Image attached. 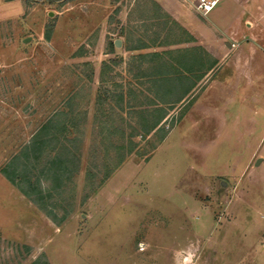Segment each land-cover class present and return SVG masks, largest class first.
<instances>
[{"label": "rangeland", "instance_id": "374dc122", "mask_svg": "<svg viewBox=\"0 0 264 264\" xmlns=\"http://www.w3.org/2000/svg\"><path fill=\"white\" fill-rule=\"evenodd\" d=\"M153 1L221 58L170 95L153 58L195 47L149 0H0V264H264V0ZM57 112L77 150L49 215L1 170Z\"/></svg>", "mask_w": 264, "mask_h": 264}, {"label": "trees", "instance_id": "16d2710c", "mask_svg": "<svg viewBox=\"0 0 264 264\" xmlns=\"http://www.w3.org/2000/svg\"><path fill=\"white\" fill-rule=\"evenodd\" d=\"M6 1L11 2L15 0ZM23 1H25L27 5L31 6L32 4L44 0ZM149 1L153 4V6H155V10L160 9L158 4L153 0ZM164 18L167 21H165L163 24L164 26L168 27L166 22L169 21V18ZM180 30L182 33H186V42L190 43L195 41L194 38L187 34V32H185L183 29ZM47 39H50V35L47 36ZM177 42L179 43V41ZM146 47V45H140L136 49H143ZM195 50L203 51L201 48L182 51V53L184 52L186 55L182 56L186 57L187 59L185 60V58H179L181 62H178L177 58L168 59L161 57V55H156L155 57L157 58H153L158 60L157 65L154 68L155 72L147 77L153 79L155 78L154 83L159 84V86L162 85V88L166 89V92H169L167 93L169 95L171 90L170 88H173L175 85H177L178 81L181 83L180 79H178L177 75L175 74V72L178 71L177 68L182 70L185 69L187 72L191 73H202L195 77L200 80L204 73H207V71L213 69V67L216 65V62L213 59L210 61V63H207V61L206 63H203V61L200 62V58L202 57L201 55H195ZM204 54L206 56L205 58H211L209 55H207V53ZM176 61L178 64H175L177 63ZM170 68L174 69L173 73L164 74L161 72L162 70ZM192 87L193 83H190V88ZM122 98L123 96H121V99ZM60 116H62V113L57 112L53 117H51V119L43 124L32 137L31 141L22 147L20 151L15 156H13L12 159L1 170L2 174L7 177L12 185L18 187L22 193L31 200L34 198L33 200L39 203L40 207L47 211L49 215H52V212L50 211H53L54 208L52 207V210L48 211L45 207L47 205L45 202L52 200L55 195L62 190L61 188H63L64 181H67L71 178L72 171L70 167L76 162L74 153V151L77 150L76 139H73L72 141L68 140V142H71L73 145V149L68 148L64 144V141H67L68 139L67 136H65L66 132L72 131L70 130L72 128L70 126L68 127L66 124H62L59 121ZM164 117L165 116L163 114L158 116V118L155 120V122H153L151 127L146 130V132L148 133L150 130L156 128L162 122ZM102 128L111 134L110 130H112V127H109L104 123Z\"/></svg>", "mask_w": 264, "mask_h": 264}, {"label": "crops", "instance_id": "0c3cea01", "mask_svg": "<svg viewBox=\"0 0 264 264\" xmlns=\"http://www.w3.org/2000/svg\"><path fill=\"white\" fill-rule=\"evenodd\" d=\"M160 7H161V9H159V10L156 9L155 10L156 13L159 14L160 19L166 20L164 17H169L170 19H172L173 21H175L176 23H178V25H179L178 28L179 29L181 28L183 30H186L194 38L195 41H193V43H192L193 44V47H195V48H201L203 50V51H200L201 53H198V51L195 52L196 53L195 55H201L202 58H200V60H201L200 62L203 61V63H206V61H207V63H210V61L212 59L215 62H217V63L220 62L221 58H217L214 55V53L211 52L212 50H209L206 47V45L204 44V42L200 40V37L195 32H193L190 29L189 24H188V21L185 20V18L183 17V15H188L189 16V14H190L189 13V9H187L186 7H175V6H174L175 8L173 6L168 7L167 5H161ZM236 31H238V29H236ZM186 43H188V42H186ZM204 53H207V55H209V57H211V58H205L206 56H205ZM194 59H196V58H194ZM210 71H207V72L209 73ZM196 74H197L196 76H198V75H200L202 73L196 72Z\"/></svg>", "mask_w": 264, "mask_h": 264}, {"label": "built area", "instance_id": "2783aa9c", "mask_svg": "<svg viewBox=\"0 0 264 264\" xmlns=\"http://www.w3.org/2000/svg\"><path fill=\"white\" fill-rule=\"evenodd\" d=\"M217 0H198L196 8L202 16H207L216 6Z\"/></svg>", "mask_w": 264, "mask_h": 264}, {"label": "water", "instance_id": "95a60500", "mask_svg": "<svg viewBox=\"0 0 264 264\" xmlns=\"http://www.w3.org/2000/svg\"><path fill=\"white\" fill-rule=\"evenodd\" d=\"M50 15H52V13H51ZM115 46H116L117 48L120 47V46H121V42H120V41H116V42H115Z\"/></svg>", "mask_w": 264, "mask_h": 264}]
</instances>
